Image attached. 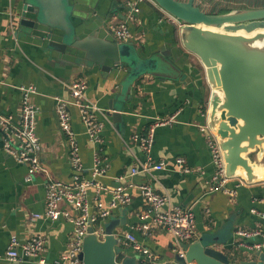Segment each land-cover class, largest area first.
Instances as JSON below:
<instances>
[{
	"label": "crops",
	"instance_id": "crops-1",
	"mask_svg": "<svg viewBox=\"0 0 264 264\" xmlns=\"http://www.w3.org/2000/svg\"><path fill=\"white\" fill-rule=\"evenodd\" d=\"M132 1L69 0V3L74 6L73 16L81 22L79 30L83 36L97 33L101 37L113 38L108 32L110 26L125 21ZM19 2L0 0V113L18 119L19 87L33 85L36 88L32 97L37 108L35 132L42 150L41 164L48 175L54 180L70 181L72 169L65 138L58 128L54 97L71 101L68 85L75 80H84L85 99L97 108L95 118L103 125L101 142H90L77 108L69 105L72 127L78 134L84 176L89 177L97 158L106 165L105 174L97 178L99 184L108 188L134 186L128 189L130 204L112 212V219H126L124 227L117 228L116 232L129 233L139 222V215L146 206L136 186L145 184L167 196L171 208L192 209L196 239L203 238L234 262L259 259V255L243 249L238 251L232 244L237 229H260L264 233V206L258 200L263 196L262 184H247L239 178H230L226 189L235 191V195L211 190L214 171L211 153L205 135L198 129L207 123L210 88L200 60L181 48L178 28L152 4L137 5L139 11L132 14L128 24L132 41L143 54L166 52L169 64L165 71L143 76L135 83L129 98L122 104L121 123L117 128L106 112L110 104L113 108L118 106L114 99L124 72L104 74L98 66H90L82 60L70 62L56 58L16 38L14 23L18 19ZM9 13L14 17L12 22ZM170 118H173L172 123L155 128L151 150L146 154L133 135L145 136L155 121ZM148 156L153 163L162 162L164 169L139 173L127 179L130 169H140ZM178 158L184 160L187 172L176 166ZM251 158L255 160V155L252 154ZM27 171L26 166L18 164L3 151L0 133V264H33L5 260L12 236L20 241L41 236L45 241L43 256L47 264L66 251L72 237L74 226L69 218L75 214L74 208L62 202L59 208L67 214L65 217L57 221L45 218L44 173L34 174L28 180ZM119 176L125 179L117 181ZM94 196L95 189L90 188V203ZM102 199L109 201L110 194L104 193ZM35 214L40 217L34 218ZM133 235L158 260L175 263L173 251L176 243L167 232L156 230L152 237H142L137 232ZM250 241L262 242L263 239L257 236ZM124 251L123 257H135L138 261L130 249Z\"/></svg>",
	"mask_w": 264,
	"mask_h": 264
},
{
	"label": "water",
	"instance_id": "water-1",
	"mask_svg": "<svg viewBox=\"0 0 264 264\" xmlns=\"http://www.w3.org/2000/svg\"><path fill=\"white\" fill-rule=\"evenodd\" d=\"M149 1L180 25L181 48L196 56L205 70L210 88L206 122L216 136L225 176L247 184L264 182V8L207 14L193 0ZM19 3L16 38L56 58L98 66L104 74L124 72L114 99L118 106L110 104L106 112L117 128L122 104L135 83L165 71L169 64L164 51L147 55L133 41L119 43L97 33L83 36L69 0ZM125 223L124 217L111 219L101 235L89 228L82 240V264H137L135 257L117 260L122 254L116 230ZM182 249L184 259L173 256L177 264H264L263 258L234 262L203 238L183 244Z\"/></svg>",
	"mask_w": 264,
	"mask_h": 264
},
{
	"label": "built area",
	"instance_id": "built-area-1",
	"mask_svg": "<svg viewBox=\"0 0 264 264\" xmlns=\"http://www.w3.org/2000/svg\"><path fill=\"white\" fill-rule=\"evenodd\" d=\"M144 3L152 4L149 0H133L129 4V6L132 4L131 10L125 21L110 26L108 31L113 34V38L117 42L132 41L128 24L133 18L132 14L139 11L137 5ZM163 15L176 28L180 27L172 18L165 14ZM9 16L12 22L14 17H11V13H9ZM68 90L71 101L54 97V110L58 128L65 138L69 164L72 169L69 182L54 180L48 175L41 164L42 150L40 140L35 132L37 108L32 101V97L36 94V88L33 85H22L19 87L21 99L18 119H14L11 115L0 113V133L3 151L18 164L28 168V180L34 174L44 173L46 179L44 217L51 221H57L61 217H65L67 214L59 208L62 202L69 204L75 210L73 217L69 218L74 227L67 249L51 264H82L80 259L82 240L87 234L88 229L92 228L94 232L101 235L104 224L112 219L113 210L117 207L128 206L130 204L131 198L128 189L134 188L130 184L127 187L117 186L116 188L103 187L99 184L97 178L105 174L106 165L102 160L97 158L90 169L89 177L86 178L84 176L85 168L80 155L78 134L72 127V115L69 111V105L71 104L77 108L80 123L90 142L94 144L101 142L100 133L103 125L95 118L94 112L97 108L89 104L85 99V81H72L68 85ZM172 121L173 118L162 121L157 120L150 126L145 136L133 135L132 138L138 141L140 148L148 154L153 144L155 128L160 125L170 124ZM198 129L205 135L207 147L211 153L214 169L211 190H221L227 194L235 195V191L226 189V183L230 178H227L224 174L223 158L216 136L210 130L207 123L199 126ZM175 163L180 170L184 172L188 171L183 159L178 158ZM162 169H164L162 162L158 164L153 163L152 159L148 156L147 161L140 169L136 167L130 169L127 179L139 173L148 174ZM116 179L117 181H121L125 177L119 176ZM261 184L263 196L258 200L264 206V182ZM90 188L95 189L92 203L88 201ZM136 188L139 189L142 195L146 209L140 213V220L132 227L131 232L116 233L121 237L119 244L121 254H124V250L130 249L138 258L137 264H177L158 260L151 250L136 241L133 233L137 232L142 237H152L156 230L167 232L176 243L173 251L174 254L184 259L185 252L182 249V245L190 243L197 238L195 217L192 209L171 208L168 197L156 192L150 185L141 184L136 186ZM104 193L110 194L111 199L107 202L102 199ZM39 217V214L34 215V218L38 219ZM257 236L262 237L263 241H250ZM233 237L232 246L234 249L238 251L243 249L248 253H264V233L260 229H237L234 231ZM44 251L45 241L41 236H32L25 241H20L16 236H12L4 258L9 263L30 262L33 264H47L43 256ZM184 264L194 263H187L185 261Z\"/></svg>",
	"mask_w": 264,
	"mask_h": 264
},
{
	"label": "trees",
	"instance_id": "trees-1",
	"mask_svg": "<svg viewBox=\"0 0 264 264\" xmlns=\"http://www.w3.org/2000/svg\"><path fill=\"white\" fill-rule=\"evenodd\" d=\"M188 1V0H178ZM195 6L207 14H223L231 9H258L264 8V0H193ZM163 15V14H162ZM164 16V15H163ZM123 255L118 256V261Z\"/></svg>",
	"mask_w": 264,
	"mask_h": 264
},
{
	"label": "rangeland",
	"instance_id": "rangeland-1",
	"mask_svg": "<svg viewBox=\"0 0 264 264\" xmlns=\"http://www.w3.org/2000/svg\"><path fill=\"white\" fill-rule=\"evenodd\" d=\"M163 14V13H162ZM254 255H259L260 258H263L264 259V253H254Z\"/></svg>",
	"mask_w": 264,
	"mask_h": 264
}]
</instances>
